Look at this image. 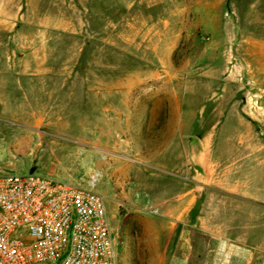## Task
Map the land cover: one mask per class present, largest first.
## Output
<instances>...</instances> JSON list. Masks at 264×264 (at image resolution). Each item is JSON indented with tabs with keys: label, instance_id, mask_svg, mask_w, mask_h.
<instances>
[{
	"label": "rangeland",
	"instance_id": "1",
	"mask_svg": "<svg viewBox=\"0 0 264 264\" xmlns=\"http://www.w3.org/2000/svg\"><path fill=\"white\" fill-rule=\"evenodd\" d=\"M20 132L186 155V216L174 199L131 208L98 160L63 178L103 196L118 264H264V0H0V169L41 173Z\"/></svg>",
	"mask_w": 264,
	"mask_h": 264
},
{
	"label": "built area",
	"instance_id": "2",
	"mask_svg": "<svg viewBox=\"0 0 264 264\" xmlns=\"http://www.w3.org/2000/svg\"><path fill=\"white\" fill-rule=\"evenodd\" d=\"M0 264H118L103 196L37 171L0 169Z\"/></svg>",
	"mask_w": 264,
	"mask_h": 264
},
{
	"label": "crops",
	"instance_id": "3",
	"mask_svg": "<svg viewBox=\"0 0 264 264\" xmlns=\"http://www.w3.org/2000/svg\"><path fill=\"white\" fill-rule=\"evenodd\" d=\"M165 51L164 55L166 56L164 57V61L169 62L172 48L166 46ZM138 95L139 93L137 91L131 92L130 98H133V96L137 97ZM130 110L131 113L129 116L132 117L133 120L143 123L144 119L139 110L136 107H132ZM126 116L124 119L127 120L128 117ZM13 139L17 144V149L20 150L23 156L29 159L34 168H40L42 171L41 173L60 179L76 176L77 169L75 168V162L81 161L89 166L91 162H96L98 160L99 163L103 164L102 166L105 167L104 172L106 173L111 192L116 195H121L130 207L134 206V204L148 207L151 206L152 203L159 202L168 204L174 199L178 200V214L175 217H180L186 216L193 201L192 199H190L189 202L187 201L186 155H184L182 162L180 158H178V162L172 164L176 160L170 162L169 157L162 155L167 145L163 142L159 143L155 154L148 158L142 155L143 153L134 146L131 133V136L122 139V147L117 148L122 151V154H115L114 157L109 158L107 156V152L109 151L106 143L104 147H99V157H97V155L92 152L90 154L84 153L77 148L78 145L76 144L70 145L62 143L60 142L61 138H57L53 135L41 134L34 137L29 136L27 132H20L16 134ZM183 147L185 148L186 145L183 144ZM0 152H4L6 156L10 157L9 143H7L4 138H0ZM136 153L139 155H136ZM131 154L140 156L142 160L146 162V164L141 163V165L145 167L139 168L131 166L129 164L130 161L135 163V159L130 157ZM174 159H176V157ZM126 161L129 162L126 164ZM149 167L160 170L169 169L167 172L168 174L172 173L171 176L173 178L161 181L150 180L143 174V172L148 171L147 168ZM151 195L154 196L149 197ZM175 209V207H168V215H172Z\"/></svg>",
	"mask_w": 264,
	"mask_h": 264
}]
</instances>
